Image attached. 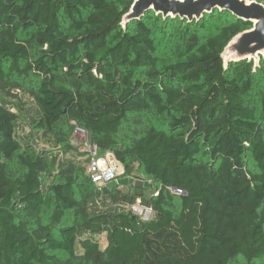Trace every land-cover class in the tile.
I'll list each match as a JSON object with an SVG mask.
<instances>
[{
  "label": "trees",
  "instance_id": "16d2710c",
  "mask_svg": "<svg viewBox=\"0 0 264 264\" xmlns=\"http://www.w3.org/2000/svg\"><path fill=\"white\" fill-rule=\"evenodd\" d=\"M133 2L0 0V264H264V58L222 57L252 23ZM76 126L150 186L96 185Z\"/></svg>",
  "mask_w": 264,
  "mask_h": 264
},
{
  "label": "water",
  "instance_id": "95a60500",
  "mask_svg": "<svg viewBox=\"0 0 264 264\" xmlns=\"http://www.w3.org/2000/svg\"><path fill=\"white\" fill-rule=\"evenodd\" d=\"M215 10L228 11L239 19L251 22L252 27L233 37L222 57L227 67L230 62L254 61L255 67L264 58V2L260 0H134L122 18V25L141 20L154 11L164 19L169 17L200 21Z\"/></svg>",
  "mask_w": 264,
  "mask_h": 264
},
{
  "label": "built area",
  "instance_id": "2783aa9c",
  "mask_svg": "<svg viewBox=\"0 0 264 264\" xmlns=\"http://www.w3.org/2000/svg\"><path fill=\"white\" fill-rule=\"evenodd\" d=\"M71 142L80 152L90 158L88 172L96 185L107 186L110 183L119 182V177L124 174V167L114 153L102 152L97 143L92 141L90 133L86 129L76 126ZM177 192L182 193L181 191ZM129 208L144 220L152 218L153 210L143 206L140 199Z\"/></svg>",
  "mask_w": 264,
  "mask_h": 264
},
{
  "label": "rangeland",
  "instance_id": "374dc122",
  "mask_svg": "<svg viewBox=\"0 0 264 264\" xmlns=\"http://www.w3.org/2000/svg\"><path fill=\"white\" fill-rule=\"evenodd\" d=\"M169 19H172L171 17H169ZM161 25V24H160ZM171 29H172V27L171 26H169L168 25V31H171ZM159 31L161 32L162 31V28L159 26ZM32 107H35L36 109H37V107H36V104H34ZM25 126H26V129L24 128V131H25V133L24 134H29V126L27 125V124H25ZM78 152H80L79 150H78ZM68 158H71V159H76V161H78L79 163H81V164H84V166L86 167V169H87V173H88V168H89V165H88V163H86V161H85V156L83 157H81V156H79L78 154H71V155H69V156H67ZM137 181H140V182H144L146 185L145 186H150V182L149 181H144L142 178H136V177H133V176H125V177H119V184H121V185H123V186H130V185H133V183L134 182H137ZM115 183L113 182V183H110L108 186H110V187H112L113 185H114ZM104 240V236H103V238H102V241Z\"/></svg>",
  "mask_w": 264,
  "mask_h": 264
},
{
  "label": "crops",
  "instance_id": "0c3cea01",
  "mask_svg": "<svg viewBox=\"0 0 264 264\" xmlns=\"http://www.w3.org/2000/svg\"><path fill=\"white\" fill-rule=\"evenodd\" d=\"M121 177H124V176H121Z\"/></svg>",
  "mask_w": 264,
  "mask_h": 264
}]
</instances>
